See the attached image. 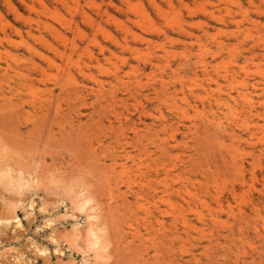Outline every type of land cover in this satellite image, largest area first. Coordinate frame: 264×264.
<instances>
[{
  "label": "rangeland",
  "instance_id": "rangeland-1",
  "mask_svg": "<svg viewBox=\"0 0 264 264\" xmlns=\"http://www.w3.org/2000/svg\"><path fill=\"white\" fill-rule=\"evenodd\" d=\"M0 169V264H264V0H0Z\"/></svg>",
  "mask_w": 264,
  "mask_h": 264
},
{
  "label": "bare ground",
  "instance_id": "bare-ground-1",
  "mask_svg": "<svg viewBox=\"0 0 264 264\" xmlns=\"http://www.w3.org/2000/svg\"><path fill=\"white\" fill-rule=\"evenodd\" d=\"M239 96L242 98V100L246 103V104H248L249 106H251L252 105V99L250 98V97H248V95L246 94V93H240L239 94ZM253 111V110H252ZM6 171V170H5ZM1 169H0V178H6V174L4 173L3 175H1ZM20 174V173H19ZM21 175V174H20ZM8 176H10V174L8 175ZM11 177V176H10ZM10 177H8V179L10 178ZM23 178V177H22ZM22 178H17L16 179V181L14 180L13 181V183L15 184L14 186H16V188L17 189H19V188H22L26 183L24 182V180L22 179ZM7 179V178H6ZM11 180H12V178H10ZM9 179V180H10ZM10 180V182L12 183V181ZM27 182V181H26ZM9 183V182H8ZM32 184V183H31ZM12 188V187H11ZM23 190V189H22ZM70 194H71V192H70ZM79 195V194H78ZM80 197V196H79ZM92 198V197H91ZM90 197H88V196H81V199H80V204H79V208L80 209H88L90 212H95V207L93 206V201H92V199H91ZM73 203V202H72ZM78 203V202H77ZM77 208H78V206H77ZM78 208V209H79ZM97 208V207H96ZM83 211V210H82ZM84 212V211H83ZM98 213V212H97ZM93 214V213H92ZM88 219H95V217H93V216H90ZM97 219V218H96ZM95 219V220H96ZM92 223V222H91ZM91 225V224H90ZM97 226H95V228H96ZM97 229V228H96ZM96 229H93V226H92V228L90 229V234H91V236L93 237V245L94 246H98L99 247V235H97V233H99L98 231L100 230H96ZM75 231V230H74ZM75 233V232H74ZM89 240V239H88ZM101 241V240H100ZM104 243V242H103ZM102 243V244H103ZM104 245V244H103ZM93 247V246H92ZM106 247V246H105ZM102 248V247H101ZM97 249V248H96ZM105 249V248H104ZM97 253V252H96ZM98 253H100V252H98ZM97 253V254H98Z\"/></svg>",
  "mask_w": 264,
  "mask_h": 264
}]
</instances>
